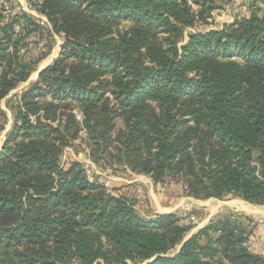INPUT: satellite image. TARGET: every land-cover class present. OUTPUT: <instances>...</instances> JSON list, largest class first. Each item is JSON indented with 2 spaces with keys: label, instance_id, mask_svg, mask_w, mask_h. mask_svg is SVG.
I'll return each mask as SVG.
<instances>
[{
  "label": "trees",
  "instance_id": "1",
  "mask_svg": "<svg viewBox=\"0 0 264 264\" xmlns=\"http://www.w3.org/2000/svg\"><path fill=\"white\" fill-rule=\"evenodd\" d=\"M222 1L234 0H29L46 23L21 12L0 27V98L28 76L19 45L40 33L44 52L46 38L63 39L21 93L0 151V264H219L217 254L264 264L242 245L255 233L241 221L218 219L184 240L176 214L144 219L134 199L60 161L83 130L105 167L264 204L262 0L221 29L187 32Z\"/></svg>",
  "mask_w": 264,
  "mask_h": 264
},
{
  "label": "rangeland",
  "instance_id": "2",
  "mask_svg": "<svg viewBox=\"0 0 264 264\" xmlns=\"http://www.w3.org/2000/svg\"><path fill=\"white\" fill-rule=\"evenodd\" d=\"M228 2L229 1H222V5L218 4V7L215 8L211 12L210 16L207 17V24H200L195 29L189 28L187 32H192L195 30L204 31L208 29H221L224 24L231 23L234 19V11L236 9L232 12V14L229 15L225 10V5ZM32 11L37 12L35 8L30 6L29 0L27 9H23L16 2V0H11V10L8 13L0 8V27L11 21L17 13L19 14L21 12H25L34 16L35 20L41 25L42 23L47 22V17L45 15L39 12L34 14ZM15 25H17V23L14 24V27ZM42 32H45L44 29ZM187 32L184 34V38H186ZM14 34L16 33L14 32ZM1 36L2 31L0 29V38ZM43 37L46 38L45 36ZM41 39L42 37L40 33H32L28 39L25 40L26 44L19 45L18 50L15 52V54L20 59L30 64V70L25 80L18 81L5 96L0 98V151L8 134L13 128L16 117V105L20 100L21 93L37 79L40 69L42 70V68L52 64L59 57L63 40L60 37L55 36L46 38L49 48L44 49L43 52L37 49L39 47L38 42L45 41V39ZM22 49H24L23 52L21 51ZM230 55L232 60H238L234 53H231ZM35 72L37 73L36 75H34ZM75 111L76 116L79 115L82 117L79 109H75ZM121 126L122 122L119 120L116 121V129L120 128ZM60 161L65 167H67L71 161L81 163L91 180H96L103 186L105 181H109L108 186L104 187L114 194H119L116 191L117 187L119 186L127 187L129 184L138 183V180H135V174L147 175L134 171L127 165L117 161L109 162V164H107L105 167L103 160H96V154L92 150L91 142L86 138L83 130L78 133V136L72 140L71 144L64 148ZM147 176L152 183L151 185L154 186L153 190L157 196V199L159 200L161 198L160 203L162 206L165 205L166 207L168 206L170 208L177 206V211L168 212L166 210L167 212H165L163 209H158L156 211L157 208L151 206V203L153 204V202L147 198V195L145 194V197H141L142 194L136 190H124L123 194L135 200V209L144 219L150 220L154 219L158 215L168 214H176L178 217H180L183 225L189 227L184 240L191 236V233H193L194 230H198L210 224L211 222H215L218 219L228 217H232L235 220L241 221L243 224V232H245V235H249V220L258 217L264 218V204H253L248 202L250 204L245 203L244 206V202L241 201L243 199L231 194H227L222 198L213 196H211V198L195 197L186 191V187L182 181L171 180L169 177H165L161 181L154 182L150 175ZM120 189L121 188H119V190ZM238 201L242 203L239 205L237 203ZM187 221L190 223L188 224ZM254 235H257L261 239V237H264V230L256 231ZM260 241L263 240L261 239ZM256 250L259 251L258 249ZM214 257L215 258L213 259L219 264H230L220 254H217Z\"/></svg>",
  "mask_w": 264,
  "mask_h": 264
},
{
  "label": "built area",
  "instance_id": "3",
  "mask_svg": "<svg viewBox=\"0 0 264 264\" xmlns=\"http://www.w3.org/2000/svg\"><path fill=\"white\" fill-rule=\"evenodd\" d=\"M253 0H234L232 2H228L225 5V10L226 12L230 15L232 14V12L236 9L239 10L241 12H247L250 8V2ZM258 5L264 9V1H260L258 3ZM0 8L3 9V11L5 12H9L11 10V0H2L0 3ZM19 26L15 25V30L18 31ZM43 42L39 43V46H42ZM22 52L24 51V49L21 50ZM77 118L80 119L81 117L79 115H77ZM104 186H108L109 181H105ZM187 223L189 224L190 222L187 221ZM248 227L249 229H251L252 232H256L259 230H264V218L263 217H258V218H252L249 220L248 222ZM260 238L257 235H249L248 237H246V239L242 242V245L250 251L259 249V245L260 243ZM262 248L261 250L264 252V243L261 244Z\"/></svg>",
  "mask_w": 264,
  "mask_h": 264
},
{
  "label": "crops",
  "instance_id": "4",
  "mask_svg": "<svg viewBox=\"0 0 264 264\" xmlns=\"http://www.w3.org/2000/svg\"><path fill=\"white\" fill-rule=\"evenodd\" d=\"M16 2L24 9H27V7H28V0H16ZM28 11H30V10H28ZM31 12V11H30ZM33 12V11H32ZM34 14L36 13L37 14V12L36 11H34L33 12ZM32 14V13H31ZM55 37H60V36H58V35H55ZM61 39H62V37H60ZM63 40V39H62ZM47 65V64H46ZM45 66V65H44ZM43 66V67H44ZM135 176V180H138V183H133V184H129L127 187H117V189H116V191H117V193H119V194H121V193H124L123 191L124 190H136V191H139L141 194H142V196L141 197H145V194L147 195V198L148 199H150V201L151 202H153V204L151 203V206L152 207H155V208H157L156 209V211L158 210V209H163V210H165V212H170V211H177V206H173L172 208H170V207H166L165 205H163L162 206V204L160 203V199L158 200L157 199V196H156V194H155V192H154V190H153V188H154V186L153 185H151L152 183H151V181H150V179H149V177L147 176V175H141V174H135L134 175ZM142 187V188H141ZM119 188H121L120 190H119ZM158 197H160V196H158ZM211 198V197H210ZM145 199V198H144ZM214 199V198H213ZM242 202H244L243 204H247L248 202H246V201H243V200H241ZM239 205H240V202L238 201L237 202ZM248 204H250V203H248ZM245 206V205H244ZM167 210V211H166ZM197 230H194L193 231V233H195ZM193 233H191V235L193 234ZM263 240V241H260V240ZM261 239L259 240L260 241V243L262 242V243H264V237H261ZM261 243V244H262ZM259 245V251H261V252H263L262 250H261V248H262V245Z\"/></svg>",
  "mask_w": 264,
  "mask_h": 264
},
{
  "label": "bare ground",
  "instance_id": "5",
  "mask_svg": "<svg viewBox=\"0 0 264 264\" xmlns=\"http://www.w3.org/2000/svg\"><path fill=\"white\" fill-rule=\"evenodd\" d=\"M36 74H37V73L35 72L34 75H36ZM241 203H242V202H241ZM241 203H240V204H241ZM242 205H243V204H242ZM244 205H245V204H244Z\"/></svg>",
  "mask_w": 264,
  "mask_h": 264
},
{
  "label": "water",
  "instance_id": "6",
  "mask_svg": "<svg viewBox=\"0 0 264 264\" xmlns=\"http://www.w3.org/2000/svg\"><path fill=\"white\" fill-rule=\"evenodd\" d=\"M42 69H43V68H42ZM40 71H41V69L39 70V72H40ZM39 72H38V73H39ZM142 264H145V263H142Z\"/></svg>",
  "mask_w": 264,
  "mask_h": 264
}]
</instances>
